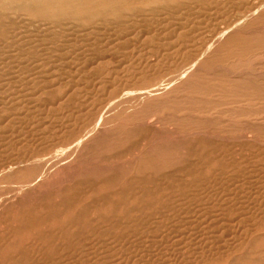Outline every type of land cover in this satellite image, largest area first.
Returning a JSON list of instances; mask_svg holds the SVG:
<instances>
[{
  "label": "rangeland",
  "instance_id": "obj_1",
  "mask_svg": "<svg viewBox=\"0 0 264 264\" xmlns=\"http://www.w3.org/2000/svg\"><path fill=\"white\" fill-rule=\"evenodd\" d=\"M74 1L0 0V264H264V0Z\"/></svg>",
  "mask_w": 264,
  "mask_h": 264
},
{
  "label": "bare ground",
  "instance_id": "obj_2",
  "mask_svg": "<svg viewBox=\"0 0 264 264\" xmlns=\"http://www.w3.org/2000/svg\"><path fill=\"white\" fill-rule=\"evenodd\" d=\"M47 1V0H46ZM75 1H77V0H75ZM74 1V2H75ZM82 1V0H81ZM92 1V0H91ZM105 1V0H104ZM25 2V1H24ZM54 2H56L57 3V1H54ZM90 2V1H89ZM109 2V1H108ZM114 2V1H113ZM160 2V1H159ZM2 3H3V0H2ZM58 3H60L59 1H58ZM65 3V2H64ZM68 3V2H67ZM94 3V2H93ZM116 3H118L117 1H116ZM34 4V3H33ZM35 4H37V3H35ZM50 4V3H49ZM92 4V3H91ZM106 4V3H105ZM122 4V3H121ZM158 4V3H157ZM172 4V3H171ZM175 4V3H174ZM88 5H90V4H88ZM103 5V4H102ZM3 6V5H2ZM6 6V5H5ZM8 6V5H7ZM32 6V5H31ZM50 6H51V4H50ZM105 6V5H104ZM107 6V5H106ZM108 6H111V4H109ZM114 6V5H113ZM157 6V5H156ZM57 7V6H56ZM72 7V6H71ZM90 7V6H89ZM95 7V6H94ZM99 7H101V6H99ZM116 7H118V6H116ZM115 6L113 7L114 9L116 8ZM125 7V6H124ZM123 7V8H124ZM11 8V7H10ZM96 8V7H95ZM106 8V7H105ZM112 7H111V10H114ZM126 8V7H125ZM7 9V8H6ZM12 9V8H11ZM40 9V8H39ZM52 9H54V7L52 8ZM63 9V8H62ZM61 9V10H62ZM72 9V8H71ZM108 9H109V11H111L110 10V8L108 7ZM168 9V8H167ZM59 10V9H58ZM72 10H74V8L72 9ZM91 10H93V12H94V8H91ZM90 10V11H91ZM96 10H98V8L96 9ZM118 9H116L115 11H117ZM131 10V9H130ZM137 10V9H136ZM144 10V9H143ZM41 11V10H40ZM48 11V10H47ZM88 11V10H87ZM87 11H85V12H87ZM114 11V12H115ZM53 12V11H52ZM58 12V11H57ZM92 12V14H94ZM107 12V11H106ZM105 12V13H106ZM163 12V11H162ZM54 13L56 14V11H54ZM108 13V12H107ZM110 14L111 13H113V11H111V12H109ZM53 14V13H52ZM55 14H54V19L53 20H55L56 19V17H55ZM61 14V13H60ZM114 14V13H113ZM117 14V13H116ZM115 14V15H116ZM27 15V14H26ZM57 15V14H56ZM96 16V15H95ZM108 16H109V14H108ZM131 16V15H130ZM50 17H51V15H50ZM49 17V18H50ZM53 17V16H52ZM59 17V16H58ZM62 17V16H61ZM66 17V16H65ZM118 17V16H117ZM24 18V17H23ZM108 18V17H107ZM110 18V17H109ZM19 19V18H18ZM57 19H59V18H57ZM72 19V18H71ZM50 20H51V18H50ZM13 21V20H12ZM32 21V20H31ZM37 21V20H36ZM75 21V20H74ZM85 21V20H84ZM23 22V21H22ZM79 22V21H78ZM77 22V23H78ZM85 23V22H84ZM111 23V22H110ZM87 24V23H86ZM49 26V25H48ZM54 27V26H53ZM13 29V28H12ZM21 29V28H20ZM42 29V28H41ZM93 29V28H92ZM9 31H12V30H9ZM60 31V30H59ZM74 31V30H73ZM82 37V36H81ZM14 40V39H13ZM85 40V39H84ZM120 41V40H119ZM135 51V50H134ZM74 66V65H73ZM119 66V65H118ZM94 68V67H93ZM88 70V69H87ZM93 70V69H92ZM99 70V69H98ZM56 73V72H55ZM84 73V72H83ZM42 75V74H41ZM114 77V76H113ZM45 82V81H44ZM78 82V81H77ZM96 82V81H95ZM61 83V82H60ZM80 83V82H79ZM112 83V82H111ZM43 84V83H42ZM70 84V83H69ZM128 84V83H127ZM100 87V86H99ZM88 97V96H87ZM123 97V96H122ZM20 100V99H19ZM117 103V102H116ZM75 104V103H74ZM134 108V107H133ZM45 110V109H44ZM45 113V112H44ZM102 116V115H101ZM95 118V117H94ZM73 128V127H72ZM7 129V128H6ZM153 129V128H152ZM90 130V129H89ZM35 132V131H34ZM38 134V133H37ZM100 135V134H99ZM4 136V135H3ZM23 137V136H22ZM59 137V136H58ZM56 138V137H55ZM18 140V139H17ZM15 141V140H14ZM142 141V140H141ZM11 144V143H10ZM38 145V144H37ZM33 146V145H32ZM26 147V146H25ZM23 150V149H22ZM34 152V151H33ZM177 153V152H176ZM24 154V153H23ZM60 155V154H59ZM181 155V154H180ZM137 156V155H136ZM166 156V155H165ZM159 157V156H158ZM174 157V156H173ZM23 158V157H22ZM76 158V157H75ZM215 158V157H214ZM40 159V158H39ZM159 159V158H158ZM162 160V159H161ZM172 160H173V158H172ZM129 164V163H128ZM138 164V163H137ZM161 164H163V163H161ZM174 165V164H173ZM180 166V165H179ZM150 168H151V166H150ZM149 170V169H148ZM153 171V170H152ZM114 173V172H113ZM147 173V172H146ZM137 174V173H136ZM50 175V174H49ZM85 177V176H84ZM234 180V179H233ZM113 181V180H112ZM32 185V184H31ZM40 187V186H39ZM90 189V188H89ZM92 189V188H91ZM111 189V188H110ZM197 193V192H196ZM71 195V194H70ZM78 195H79V193H78ZM75 198V197H74ZM76 199V198H75ZM76 205V204H75ZM64 208V207H63ZM251 208V207H250ZM109 209V208H108ZM111 209V208H110ZM110 212H112V211H110ZM122 212H123V210H122ZM113 213V212H112ZM112 213H110V214H112ZM122 215V214H121ZM185 215V214H184ZM58 216V215H57ZM208 216V215H207ZM225 216V215H224ZM71 218V217H70ZM220 218V217H219ZM67 219V218H66ZM65 219V220H66ZM162 220V219H161ZM54 221V220H53ZM59 221H61V220H59ZM63 221H64V219H63ZM58 221L56 220V223H57ZM68 222V221H67ZM33 224V223H32ZM223 224V223H222ZM225 224V223H224ZM227 224V223H226ZM236 224V223H235ZM53 225V224H52ZM212 225V224H211ZM221 225V224H220ZM227 226H228V224H227ZM48 227V226H47ZM57 227V226H56ZM215 227H218V225L217 226H215ZM219 227H221V226H219ZM230 227V226H229ZM234 227H235V225H234ZM232 228V232L231 233H237L238 232V229L237 228ZM237 227V226H236ZM51 228V227H50ZM37 229V228H36ZM42 229V228H41ZM220 229V228H219ZM155 231H156V229H155ZM212 231H213V229H212ZM227 231H228V229H227ZM66 232H68V231H66ZM206 232V231H205ZM220 232H221V229H220ZM229 233V232H228ZM244 233V232H243ZM28 234V233H27ZM30 234V233H29ZM40 234V233H39ZM177 234V233H176ZM199 234V233H198ZM220 234V233H219ZM41 235V234H40ZM62 235H64V234H62ZM227 235V234H226ZM241 235V234H240ZM25 236V235H24ZM31 236V235H30ZM29 236V237H30ZM222 236V235H221ZM232 236V235H231ZM247 236V235H246ZM213 237V236H212ZM240 237V236H239ZM14 238V237H13ZM17 238V237H16ZM44 238V237H43ZM162 238V237H161ZM236 238V237H235ZM20 239V238H19ZM24 239V238H23ZM222 239V238H221ZM30 240V239H29ZM169 240V239H168ZM219 241H221V240H219ZM233 241V240H232ZM6 242V241H5ZM17 242H18V240H17ZM21 242H22V240H21ZM94 242V241H93ZM216 243V242H215ZM229 243V242H228ZM4 244V243H3ZM23 245V244H22ZM96 245V244H95ZM5 246V245H4ZM170 246V245H169ZM234 246V245H233ZM232 246V247H233ZM7 247V246H6ZM18 247V246H17ZM26 247V246H25ZM5 248V247H4ZM15 248V247H14ZM27 248V247H26ZM234 248V247H233ZM9 249V248H8ZM19 249V248H18ZM151 249V248H150ZM160 250V249H159ZM8 251V250H7ZM26 251V250H25ZM41 251V250H40ZM60 251V250H59ZM145 251V250H144ZM14 252V251H13ZM33 253V252H32ZM31 253V254H32ZM214 253V252H213ZM9 254V253H8ZM177 254V253H176ZM11 255V254H10ZM21 255V254H20ZM144 255V254H143ZM146 255V254H145ZM182 255V254H181ZM18 256V255H17ZM154 256V255H153ZM207 256V255H206ZM227 256V255H226ZM8 257V256H7ZM186 257V256H185ZM24 258V257H23ZM127 259V258H126ZM201 259V258H200ZM204 259H206V258H204ZM209 259V258H208ZM5 260V259H4ZM12 260V259H11ZM156 260V259H155ZM195 260V259H194ZM8 261V260H7ZM171 261V260H170ZM191 261V260H190ZM204 261V260H203ZM10 263V262H9ZM182 263V262H181ZM174 264V263H173Z\"/></svg>",
  "mask_w": 264,
  "mask_h": 264
}]
</instances>
